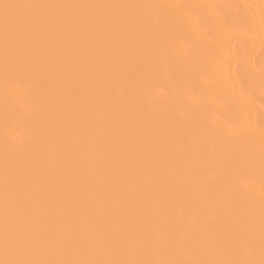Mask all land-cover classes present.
<instances>
[{"label": "bare ground", "instance_id": "1", "mask_svg": "<svg viewBox=\"0 0 264 264\" xmlns=\"http://www.w3.org/2000/svg\"><path fill=\"white\" fill-rule=\"evenodd\" d=\"M28 4H168L196 6L190 9H96V15L178 17L179 24H169L176 33L173 43L175 64L162 60L153 79L143 81L135 93L140 111L131 113L129 128L117 131L111 126L97 127L83 135L78 128L55 119L51 110L38 104L28 105L23 88L9 86L5 100L4 52L0 37V259L3 249L6 153L17 167L10 175L23 171L34 173L38 185L57 193L64 202L65 189H75V198L84 199L81 209L94 215L96 204L88 194L89 186L110 191L109 205L116 220L122 206L120 192L134 194L140 186L150 185L151 171L141 170L139 161L124 153L129 145L121 141L106 160L100 159L98 137L109 143L121 135L137 144L149 136L158 142L175 139L164 153H148L152 167L173 185L166 206L144 225L140 235L151 247L90 248L78 244L70 248L54 247L34 253L35 259H212L252 258L260 253V154L264 141V0H0V3ZM239 6V7H232ZM59 15L65 11L50 10ZM225 20L228 27H225ZM119 33V28H117ZM216 38L209 39L208 33ZM58 47L62 46L56 41ZM102 44L78 61L84 69L103 76L111 66L102 59ZM100 58L99 60L97 58ZM163 90V99L155 100L154 91ZM97 93L120 95L108 81L98 80ZM125 101L128 97L124 96ZM117 105L114 111H120ZM108 113L103 103L93 107L90 119L101 125ZM174 125L169 129L168 125ZM183 165L177 166L176 157ZM142 158V157H141ZM122 159L124 163H121ZM94 165V167H91ZM125 167L132 169L121 176ZM116 170L115 177L109 170ZM177 175L182 180L177 181ZM231 179L241 192L250 193L235 201L228 199L227 188L213 192L220 176ZM207 186L208 191H205ZM72 193L69 192L71 198ZM69 202H71L69 200ZM75 223L79 213L67 218ZM250 224L254 229V247L249 257L247 240ZM64 222H58L60 232ZM113 227L112 219L104 221ZM175 242L165 248L169 239ZM228 239L231 246L221 247ZM201 250L197 255L196 250Z\"/></svg>", "mask_w": 264, "mask_h": 264}, {"label": "snow or ice", "instance_id": "2", "mask_svg": "<svg viewBox=\"0 0 264 264\" xmlns=\"http://www.w3.org/2000/svg\"><path fill=\"white\" fill-rule=\"evenodd\" d=\"M196 6L168 4H28L0 3V37L3 41L5 100L9 86L23 88L28 105L38 104L51 110L55 119L78 128L83 135L91 134L97 127L111 126L113 129L127 130L130 114L140 111V104L135 98L139 85L153 79L160 62L164 60L175 64L173 50L174 31L169 24H179L178 17L129 15L126 17L96 15V9H190ZM239 7V6H232ZM50 10L65 11L55 14ZM225 20V27H228ZM119 28V33L117 32ZM209 39H215L216 33L209 32ZM56 41L62 46L58 47ZM103 46V62L111 66L103 76H97L90 69H84L78 61L88 56L98 45ZM100 59L99 57L97 58ZM107 80L120 95L97 93V81ZM264 86V70H262ZM128 97L129 103L124 96ZM154 99H163V90L154 91ZM103 103L108 113L101 125L90 119L93 107ZM120 111H114L116 106ZM169 129L174 125L169 123ZM175 135L163 143L149 136L146 142L137 144L130 136L121 135L110 142L98 137L101 146L100 159L106 160L121 141L129 145L124 156L139 161L141 170L151 171L154 179L150 185L140 186L136 193L120 192L122 206L119 220L113 215L109 205V192H115V185L110 190L89 186L88 194L95 201L96 211L88 217L81 211L84 199L75 198V189H65L64 202L57 193H51L38 185L34 173L23 171L17 175L10 173L17 165L6 153L5 156V202L3 224V249L5 258L0 264H264V141L260 154V253L259 261L252 258H212V259H35L29 258L34 253L54 247L70 248L83 244L90 248L104 246L127 248L131 245L148 248L151 241L140 235L144 225L156 217L166 206L173 185L167 177L160 176L152 167L148 153H158L164 163V153L170 150ZM142 157V158H141ZM177 166L183 165L182 157H176ZM121 163H124L122 159ZM91 167H94L92 165ZM132 169L125 167L120 175L129 174ZM115 177L116 170H109ZM177 181L182 177L177 175ZM227 188L228 199L235 201L250 193L241 192L239 186L232 184L230 178L220 176L213 192ZM205 191H208L205 186ZM69 192L72 193L71 198ZM69 200L71 202H69ZM80 214L78 222L71 223L68 217ZM112 219L113 227L105 228L104 221ZM58 222H64L62 232ZM169 239L164 247L174 245ZM228 239L221 247L231 246ZM247 255L250 257L254 247V229L251 224L248 232ZM200 255L201 250L197 249Z\"/></svg>", "mask_w": 264, "mask_h": 264}]
</instances>
